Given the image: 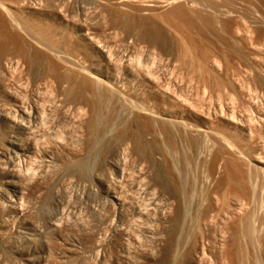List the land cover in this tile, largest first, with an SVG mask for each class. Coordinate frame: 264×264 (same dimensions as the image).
<instances>
[{"label": "rangeland", "instance_id": "374dc122", "mask_svg": "<svg viewBox=\"0 0 264 264\" xmlns=\"http://www.w3.org/2000/svg\"><path fill=\"white\" fill-rule=\"evenodd\" d=\"M26 7L43 14L27 16ZM0 16L5 23L18 22L8 27L23 37L33 64L20 78L26 88L19 94L22 105L40 93L49 110L39 123L44 126L34 125L36 134L66 145L40 144L37 156L48 150L55 156L29 161L32 170L39 167L32 183L23 177L30 172L26 160L14 179L0 170V264H264V0H97L93 6L82 0H0ZM103 16L116 21L110 25L117 52L129 44L156 59L153 70L167 94L151 115L127 101L121 117L116 89L93 86L100 101L95 117L82 106L93 102L89 91L87 100L76 101L87 110L76 118L82 130L79 121L75 128L53 109L59 104L57 98L53 102L54 86L43 88V96L34 93L31 81L51 71L48 57L57 63L54 73L63 64L74 72L83 68L62 34L70 30L68 23L96 24L95 17ZM13 47L9 41L5 51L13 54ZM123 82L120 77L116 84ZM77 129L85 134L82 145L76 143L82 134ZM99 131H111V145L125 146L124 185L100 165L86 178L77 170L101 140ZM112 148L105 149L107 159ZM139 164L153 196L138 186ZM73 165L77 171L69 169ZM103 178L115 180L112 188L126 203L122 213L101 194ZM11 180L25 189L18 202L5 199ZM54 194L61 197L59 209ZM132 207H140L143 220L133 217Z\"/></svg>", "mask_w": 264, "mask_h": 264}, {"label": "bare ground", "instance_id": "6f19581e", "mask_svg": "<svg viewBox=\"0 0 264 264\" xmlns=\"http://www.w3.org/2000/svg\"><path fill=\"white\" fill-rule=\"evenodd\" d=\"M82 1L88 6L97 5V0H82ZM24 11H25V14H27V16H31V17L33 16L35 18H37L41 14H43V13H41L40 10L34 9L32 7H26V8H24ZM80 12H81V15L84 14V11H80ZM49 15H51V14L49 13ZM96 18H97L96 24L89 23L88 25H80V24L68 23L70 26V30L68 32H66V33L64 32V34H62V35H64L63 39H65V42L68 44L67 47L76 54V55L74 54L76 56V58H78L79 60L80 59L82 60L81 65L82 66L84 65L83 68L81 67V69L79 71L74 72V71H72L74 69H72V70H71V68L66 69V68H68V66L67 67L63 66L64 65L63 64L62 67H64V69H65L64 72L62 71L63 73H61L62 67H60V65H59V67L61 68L59 73H61V74H59L58 71H57V73L56 72L54 73V71L58 70L57 69L58 66H56L57 63H54L51 60L49 61V59H52V58H49L48 57L49 55H48V56H46V58L48 57V59H47L48 61L46 59L45 60L47 62H49V64L47 63L48 64L47 66L48 67L51 66V68H52V69L47 68L48 71L51 70L49 72L50 74L47 71V73L49 74V77L46 76V75H48V74H46L44 78H41L38 81H31L33 88H35L33 90L34 91L38 90V92L40 91L42 94H43V92H45V88L49 89L50 86L51 87L54 86V88L56 89V92L55 91L54 92L57 93V96H54L55 98L53 99V102H55L54 100L58 99L59 104L57 103V105L58 106L60 104L61 105H60V107H58L56 105L57 106L56 107L55 105L52 104L53 107L55 106L53 109H55L57 111V114H59V116L63 120L65 119L66 121L70 122V125H72V123H73L75 128H77V127H76V124L74 121L77 120L76 119L77 116L79 118L81 115L80 119L83 116V114H81V111L90 110L87 112V115H88V113H90L91 114L90 116L94 115V117L97 115V113L99 111L100 101L97 98V94H95V92L92 91L93 86L96 88H99V86H102V88L103 87L108 88L109 85H112L111 87L113 88V90L116 89L115 91L118 93V97L120 98V99H118V103H117L118 105H116V106L120 110L121 117L124 115L123 111H124V109H126L125 107L127 106V104L125 102L129 101L132 105H134L135 102L136 103L138 102L142 105V107H143L142 110L145 112V114L151 115L153 112L152 110H154V109L157 110L161 106L162 100L165 99L166 94H167L160 87L159 79H158V77H156V75H155L156 73L153 70V69H156V66H157L156 65V62H157L156 59L151 57V54H148V52L146 54L144 51H142L146 54L145 56L142 55L141 52L139 54V52H138L139 50L137 51L134 47L129 46V44L126 46V48H124L123 53L117 52L115 49L116 44H115V41L113 38V36L115 35V33H113L114 32L113 30H115V28L111 27V25H110L111 23H115L116 21L112 17L109 18L110 23H108L106 21V19H104L105 18L104 16H103V18L95 17V20H96ZM8 24H10L13 28H15V27L17 28L20 26L18 24V22H16L15 20L10 21L9 23H5L4 19L0 16V95H1V97L3 96L2 97L3 99L0 98V124L3 125L2 128H0V170H7V172L11 176V178H13V177L15 178L17 173H18V172H16V171H18V169L17 170H15V169H16L17 165H19V163L21 164V163L27 161L26 164H29L32 161V159H34V158L37 159L36 157H38L42 154V152H41V154H39L37 156V152L39 151L38 147L40 146L41 143H43V144L47 143L48 144V142H46V141H49V143L50 142H52V143H50L48 145L53 146V144H54L56 146L57 144H61L62 148H64L66 145H64V143H62V141L61 142L54 141V139L51 136H48L47 133L45 135H43V133H41V136L36 134L40 130L37 132V129H35L36 127H34V125L37 126V125H39V123L40 124L42 122L45 123L44 121L49 116L47 114L48 116L45 117L46 116L45 114L47 113L46 111H49V110L45 109V108H47L44 104L46 102H44L45 100H42L44 98H41L42 95L40 93L35 91L34 93L36 94V92H37L38 95L33 94L34 98L32 99L30 97L31 98L30 101L27 99V97L30 96L29 94L28 95L25 94L26 98L23 96L26 99V101L30 102V103H28V104H30V105H28V107H27L26 101H25V103H26L25 107L22 105L24 102L22 103L20 101V98L22 100V97H19L22 94L21 91H22V89H23V91H24V89H26L25 87L22 88L24 86L23 84L25 82L24 83L22 82L23 84H21L22 80L20 81V78L22 75L25 76V74H29L30 68L33 64H32V60L30 59V57L28 56V53L26 51V43L24 42L23 37H21V35H19V34L12 33V30L9 29ZM45 26H46V28H48L50 30L52 29L55 32H58L61 34L59 28H54L48 24ZM108 27H110L109 29H107V30H110V35L107 36L106 38L102 39L101 34L104 33L105 28H108ZM128 39H130V38H128ZM128 39H126V40H128ZM126 40H124V42ZM9 41L12 42V44L14 46L13 47L14 48L13 54H11L9 51L8 52L5 51L6 50V44H8ZM123 44H125V43H123ZM5 52H7L8 54H6ZM49 52H51V51H49ZM50 56H51V53H50ZM66 64H67V62H66ZM69 64L72 65L71 62ZM51 73L54 75L52 76ZM28 76L29 75H27V77H25L26 80H27ZM120 77L123 78L124 82L122 85H117L116 81H117V79H120ZM33 79H35V78H33ZM120 83L121 82L119 81L118 84H120ZM27 85H28V81H27ZM30 88H31V86H30ZM30 88L28 86V89H30ZM43 88H44V91L42 90ZM27 91L28 90H26V92ZM46 91H47V89H46ZM87 91H89L88 93L92 97L93 102H91V104H90L92 106H90L88 104L82 105V106L86 105L85 108L89 107V109L86 110L85 108L83 109L82 106H77L76 101H78V100L82 101V100L86 99L84 97V94ZM55 93H54V95H55ZM39 94H40V96H39ZM23 95H24V93H23ZM35 96H37V97H35ZM43 96H44V94H43ZM94 98H96V99H94ZM70 99H71V101L74 100L75 102L74 103L70 102L69 101ZM83 102L87 103L86 101H83ZM84 114H86V113H84ZM73 117H74V120H73ZM94 117H91V118L93 119ZM84 119H85V116H84ZM79 120H77V121H79ZM85 120H87V119H85ZM81 121H79L80 123H78L77 125H78L79 129L83 130L84 127H83V123L81 124ZM88 122H90V121H88ZM42 125L44 126V124H42ZM42 125H39V126L41 127ZM34 129L36 130V132ZM79 129H77L79 132L76 130L77 134L80 132L82 134H79L80 136H76L77 137L76 143H78V145H82L84 138H85V134L83 133L84 131L82 132ZM53 131H52V133H53ZM49 132L50 131H48V133ZM7 133L10 135H7ZM54 133H56V132H54ZM100 133L102 136L101 140H95L93 142L92 147L88 151L86 150L87 154H86L85 161L80 163L79 169H77L76 167L75 168L77 170H79L78 172L80 173V175H82L83 177L85 176V178H86V176H88L89 173L94 174L95 166L100 165V166H102L108 170H112L114 172V175H115L114 179L116 178V180H118V183L123 184L124 182H122V180L124 181V177L127 176L126 174L124 176V173L127 172V170H128V164H127L128 160L124 154L125 146H124V144H119L116 146L111 145V142L115 139V138H111V131H99L98 135H100ZM108 138H109V140H107ZM110 146L111 147L113 146V148L111 149V151L109 153V157L107 159V157L104 156V152H105V149L110 148ZM53 152H49V150H48L49 154L47 152L43 153V154H45L46 156L51 155L52 157H54L55 153H53ZM38 153H40V152H38ZM71 155H73V156L76 155V152H72ZM46 156H44V157H46ZM44 157H42V158L45 159ZM49 158H51V157H49ZM55 158L53 160H55ZM35 159L33 161H35ZM40 160H42V159H40ZM45 160L42 161V163H44ZM46 161H48V160H46ZM51 162L53 164L55 163L53 161H51ZM31 163H33V162H31ZM29 165H30V166H28L29 168L27 167V165H24L26 170L30 171L29 173H28V171H26V173H24V171H23V173H24L23 177H24L25 181H30L34 176H36V175H33L32 173H34L35 170L37 171L39 168L38 167L36 169L35 168L36 166H35V167H33V168H35V170L33 169L34 170L33 171L31 164H29ZM48 165H49V162H48ZM50 165H52V164H50ZM44 166H45V164H44ZM126 166H127V168H126ZM20 167L22 168L21 165H20ZM69 167L68 168L71 169V171H72V168L74 167V165L72 167L71 166H69ZM142 167L143 166L141 164H139L136 167L137 168L136 172L133 171L134 173H136V176L138 177L137 179H139V181L138 180H136V181L139 182L138 186H143L141 188H143L146 191V193L147 192L151 193L149 195L153 196L155 194L154 193L155 190L153 189V185L146 182V179H145L146 177H144L142 175V173H143ZM69 169H68V171H70ZM76 169H74V170L77 171ZM39 170H41V169H39ZM20 171H21V169H20ZM20 171H19V173H20ZM31 171H33V172H31ZM36 171H35V173H36ZM20 174H19V178H20ZM97 176H99V175L96 174V177ZM21 177H22V175H21ZM125 178H127V177H125ZM33 179H35V178H33ZM114 179H113V181L115 182ZM15 180H18V178ZM32 180L30 183H32ZM100 181H101L102 186H103V188L101 190V194L103 195L104 199H106L109 203H111V205H113V207H116V209L120 213H122L126 208V203L123 200V196H121L120 193L118 192V190H116V187L112 188V187H114L113 186L114 182H111V184H112V186H111V184L107 178L106 179L103 178V180L101 179ZM18 182L19 181H17V183ZM17 183L12 181V180L8 183L7 186L10 187L11 193H9L7 196H5V199L9 200L11 197H14L17 199L16 201L18 202V199H19L18 196L20 195L19 197H21V193L23 191L25 192V189L23 191H22V189H19L18 188L19 186L17 185ZM26 183H28V182H26ZM130 183L131 182H129L128 184H130ZM136 184H138V183H136ZM115 185L117 186V184H115ZM125 185H127V182ZM128 186H122V187L123 188L128 187L130 189H135V184L133 182ZM117 188H118V186H117ZM22 194H25V193H22ZM124 197H126V196H124ZM60 198L61 197L59 195H55V194H54V199L52 198L55 205H56L55 209H59V207L61 205ZM155 198H154V201H152V199H151V201L153 203L156 201ZM20 199L22 202L24 201L23 198H20ZM13 201H14V199L12 200L11 203H15ZM21 201H19V202H21ZM148 201H150V200H148ZM7 203H9V202H7ZM17 204L19 205L21 203H17ZM13 206H17V205L14 204ZM159 206H160V204H159ZM136 208H138V207H135L134 209L132 207L133 214H134L133 217H135L136 219L139 218V219L143 220L144 219L143 217L145 216L144 213H142L140 207H139L140 210L136 209ZM17 209H19V208H17ZM12 210H13V208H12ZM60 210H56V212H58ZM142 210H144V209H142ZM56 215H57V213H56ZM60 215L61 214H59V216ZM50 218H52V217H50ZM135 218L134 219L132 218L133 221H138V220H135ZM50 225H53V224H50ZM159 236H160V234H159Z\"/></svg>", "mask_w": 264, "mask_h": 264}]
</instances>
